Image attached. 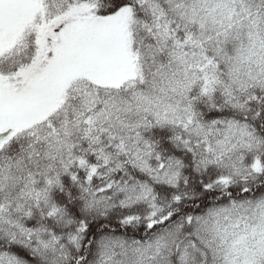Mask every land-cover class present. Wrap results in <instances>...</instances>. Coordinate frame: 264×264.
Listing matches in <instances>:
<instances>
[{
	"label": "snow or ice",
	"instance_id": "obj_1",
	"mask_svg": "<svg viewBox=\"0 0 264 264\" xmlns=\"http://www.w3.org/2000/svg\"><path fill=\"white\" fill-rule=\"evenodd\" d=\"M0 264H264V0H0Z\"/></svg>",
	"mask_w": 264,
	"mask_h": 264
}]
</instances>
